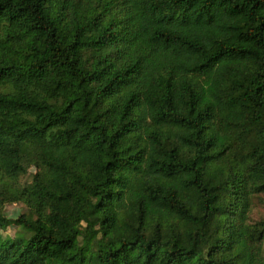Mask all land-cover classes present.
<instances>
[{
  "label": "trees",
  "instance_id": "1",
  "mask_svg": "<svg viewBox=\"0 0 264 264\" xmlns=\"http://www.w3.org/2000/svg\"><path fill=\"white\" fill-rule=\"evenodd\" d=\"M8 228L0 264H264V0H0Z\"/></svg>",
  "mask_w": 264,
  "mask_h": 264
},
{
  "label": "rangeland",
  "instance_id": "2",
  "mask_svg": "<svg viewBox=\"0 0 264 264\" xmlns=\"http://www.w3.org/2000/svg\"><path fill=\"white\" fill-rule=\"evenodd\" d=\"M29 180H30V177H28L26 179V181H29ZM24 210H25V208L20 204L19 205H8L5 207V214L9 218H16L20 214V212H24ZM259 215H260V209H258L254 212V215H253L254 220L258 219ZM16 232H17V230L14 228H8L6 230H0V234L4 238L13 237V235H15Z\"/></svg>",
  "mask_w": 264,
  "mask_h": 264
}]
</instances>
